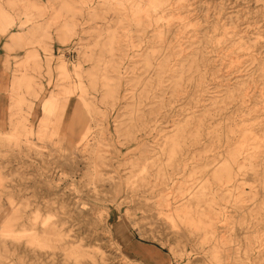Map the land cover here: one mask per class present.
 <instances>
[{
	"label": "rangeland",
	"instance_id": "rangeland-1",
	"mask_svg": "<svg viewBox=\"0 0 264 264\" xmlns=\"http://www.w3.org/2000/svg\"><path fill=\"white\" fill-rule=\"evenodd\" d=\"M0 12V264H264V0Z\"/></svg>",
	"mask_w": 264,
	"mask_h": 264
},
{
	"label": "bare ground",
	"instance_id": "bare-ground-1",
	"mask_svg": "<svg viewBox=\"0 0 264 264\" xmlns=\"http://www.w3.org/2000/svg\"><path fill=\"white\" fill-rule=\"evenodd\" d=\"M145 1H146V5L149 7L154 6V5H160L161 3H163V0H145ZM139 8H141V7H139ZM0 14H3V13L0 12ZM67 103H68V100H66L63 104H60L59 103V96L57 94H54V93H51V94L47 95L45 98H43L41 100V103H40V111H41L42 115H41V118L39 120V125L46 126L48 123H50L52 118L54 117V115L57 113L58 107H60L61 105L65 106ZM29 108H31V105ZM18 125H19V123H14L13 128H16ZM87 132L88 131H86L84 133V135H86ZM83 138H84V136L82 135V138L80 139V143L83 142ZM248 139H252V138L248 137ZM259 147H260L259 144L251 143V144H247L245 146H241L239 152L244 153V151H246L247 156L256 155ZM228 171H229V169H227L225 172L229 176L230 174L228 173ZM196 196L201 198V197L207 196V194L204 191L200 192V190H199V191H197ZM187 208H190V206L188 205ZM176 209L183 210V207H177ZM190 211H191V209H190ZM2 220L3 221L0 225V234L6 236L10 233L12 224L14 223L15 219L13 218V216L10 217V215H8L7 217H4ZM194 224H195L194 222H193V224L191 223V226H193ZM205 224L208 225L207 223H204V226H200V225L199 226L205 227ZM43 233L48 234L47 231H45ZM68 245L71 248H73V245H74L73 240H70Z\"/></svg>",
	"mask_w": 264,
	"mask_h": 264
},
{
	"label": "crops",
	"instance_id": "crops-1",
	"mask_svg": "<svg viewBox=\"0 0 264 264\" xmlns=\"http://www.w3.org/2000/svg\"><path fill=\"white\" fill-rule=\"evenodd\" d=\"M8 215H6V216H4V217H7ZM3 217V218H4ZM2 218V219H3ZM1 219V220H2ZM3 221V220H2ZM2 221H1V223H2ZM1 225V224H0ZM133 252H135L136 253V255L139 257L140 255V257L139 258H141L142 260H146V263H150L152 260H153V258H151L152 257V255H151V253H148V252H145L144 250H143V248H138V247H136V249L135 250H133Z\"/></svg>",
	"mask_w": 264,
	"mask_h": 264
},
{
	"label": "built area",
	"instance_id": "built-area-1",
	"mask_svg": "<svg viewBox=\"0 0 264 264\" xmlns=\"http://www.w3.org/2000/svg\"><path fill=\"white\" fill-rule=\"evenodd\" d=\"M61 49L59 48V51H60Z\"/></svg>",
	"mask_w": 264,
	"mask_h": 264
}]
</instances>
